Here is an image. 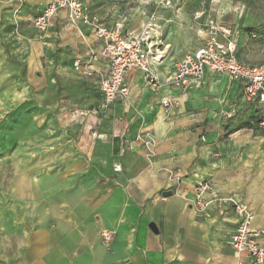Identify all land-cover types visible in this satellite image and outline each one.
<instances>
[{
    "label": "crops",
    "instance_id": "1",
    "mask_svg": "<svg viewBox=\"0 0 264 264\" xmlns=\"http://www.w3.org/2000/svg\"><path fill=\"white\" fill-rule=\"evenodd\" d=\"M48 1L0 0V103L19 101L28 90L18 82L25 65L28 85L40 87L33 99L65 111L60 118L68 124L77 120L76 109L87 110L76 128L98 135L113 164L108 160L103 173L86 174L74 190H61L54 214L31 222L22 238L0 235V264H249L229 244L237 224L232 209L200 213L192 205L194 183L207 178L219 192L245 201L254 226L264 229V141L254 131L257 105L240 82L205 72L198 87L180 90L170 81L176 63L165 53L156 62L148 58L157 84L132 69L127 97L103 109L98 81L108 64L98 54L100 40L90 27L70 24L64 9L50 19L46 36L37 38L31 21ZM90 11L107 28L117 21L105 19L98 7ZM206 16L192 23L201 44ZM219 23L231 28L239 61L264 63L243 52L244 27L236 13ZM74 61L89 65L91 73L75 69ZM168 98L176 105L163 106ZM144 130L154 144L135 139Z\"/></svg>",
    "mask_w": 264,
    "mask_h": 264
},
{
    "label": "rangeland",
    "instance_id": "2",
    "mask_svg": "<svg viewBox=\"0 0 264 264\" xmlns=\"http://www.w3.org/2000/svg\"><path fill=\"white\" fill-rule=\"evenodd\" d=\"M82 2L89 13L98 7L105 19H122L130 33L144 36L148 58L154 62L166 53L177 63L183 54L201 44L200 35L192 28V23L199 20L194 18L195 12L201 9L219 22L226 13L229 12L231 17L236 13L244 27L243 52L264 58V0ZM196 27L200 28L199 25ZM249 31L255 32L256 36L250 35ZM246 45L250 47L248 50ZM44 60L41 59L43 66ZM22 70L25 76H20L18 82L28 87L22 94L24 98L0 103V235L14 234L20 238L31 222L54 214L52 211L59 207L61 190L72 191L84 175L103 173L102 163L110 160L113 164L109 150L103 144L99 145L98 140H102L98 135H84L76 128L82 125L84 116L69 124L61 122L60 115L65 111L50 110L44 101L33 99L40 87L37 83L34 87L28 85L25 65ZM37 72L41 74V70ZM41 93H44L43 89ZM77 102L68 104L73 107ZM254 131L264 141L260 127ZM76 175L77 179L74 178Z\"/></svg>",
    "mask_w": 264,
    "mask_h": 264
},
{
    "label": "built area",
    "instance_id": "3",
    "mask_svg": "<svg viewBox=\"0 0 264 264\" xmlns=\"http://www.w3.org/2000/svg\"><path fill=\"white\" fill-rule=\"evenodd\" d=\"M62 9L66 10L70 24L81 23L90 27L101 42L98 54L108 64L106 75L98 81V89L102 94L101 108H108L115 101L127 97V75L132 69H141L147 80L157 84L155 75L149 69V50L145 37L126 31L122 19H118L112 28H107L97 16L88 12L82 0H49L31 21L37 38L46 36L50 19ZM203 14L202 9L197 10L194 18L199 19ZM203 26L202 44L175 64L170 79L172 86L183 91L198 87L205 72L226 75L231 81H239L246 98L257 105L259 127L264 133V63L247 64L239 61L234 54L235 40L231 37V28L222 25L216 18L208 15ZM252 36H255L254 33ZM74 67L83 74L91 73L90 66L82 65L79 61H74ZM162 105L172 107L176 101L164 99ZM86 111L76 109L75 118L85 116ZM135 139L148 145L153 141V136L144 130ZM120 169L119 164L114 166L115 171ZM192 205L200 213H206L210 207L222 209L229 206L237 218L236 227L229 238L230 246L239 255L245 254L249 264H264V229L254 226L255 214L245 201L234 194L219 192L211 180L200 178L193 186ZM235 264L246 263L238 260Z\"/></svg>",
    "mask_w": 264,
    "mask_h": 264
},
{
    "label": "water",
    "instance_id": "4",
    "mask_svg": "<svg viewBox=\"0 0 264 264\" xmlns=\"http://www.w3.org/2000/svg\"><path fill=\"white\" fill-rule=\"evenodd\" d=\"M165 195H169L170 194V191H166L164 192Z\"/></svg>",
    "mask_w": 264,
    "mask_h": 264
}]
</instances>
